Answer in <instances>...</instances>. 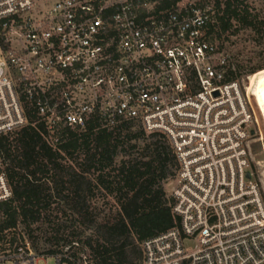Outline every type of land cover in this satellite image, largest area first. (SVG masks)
<instances>
[{
	"label": "built area",
	"instance_id": "obj_1",
	"mask_svg": "<svg viewBox=\"0 0 264 264\" xmlns=\"http://www.w3.org/2000/svg\"><path fill=\"white\" fill-rule=\"evenodd\" d=\"M213 27L196 0H0V135L40 122L55 143L65 129L129 122L170 143L179 225L141 243V264H264L257 119ZM11 196L0 154V203ZM35 256L25 241L0 261Z\"/></svg>",
	"mask_w": 264,
	"mask_h": 264
},
{
	"label": "trees",
	"instance_id": "obj_2",
	"mask_svg": "<svg viewBox=\"0 0 264 264\" xmlns=\"http://www.w3.org/2000/svg\"><path fill=\"white\" fill-rule=\"evenodd\" d=\"M223 4L217 17L221 30L231 27L232 20L257 29V18L246 5L239 0ZM229 72L234 79V72ZM14 131L0 135L12 191L11 198L0 203L2 254L11 253L6 250L17 241L14 235L6 238L11 231L21 228L30 238L32 225L47 224L56 248L38 256H60L66 264L69 257L83 261L82 255L63 254L66 247L81 246L88 250L89 264H141V243L179 225L161 184L177 169L176 156L163 135H148L153 141L139 146L145 133L129 122L113 131L65 129L55 143L40 122L30 121ZM120 146L127 152L117 159ZM107 195L113 201H104L109 204L104 212L99 200Z\"/></svg>",
	"mask_w": 264,
	"mask_h": 264
},
{
	"label": "rangeland",
	"instance_id": "obj_3",
	"mask_svg": "<svg viewBox=\"0 0 264 264\" xmlns=\"http://www.w3.org/2000/svg\"><path fill=\"white\" fill-rule=\"evenodd\" d=\"M199 3H207L212 7L213 10V19L214 27L211 31V38L213 41L223 45L225 47V52L230 55L231 63L234 65V77L238 79L247 89L249 77L251 74L256 71L264 69V0H239L242 5H246L249 13L257 18L258 25L257 29H251L249 27H241L235 21H231L232 26L226 30H221L218 16L222 15V8L224 6L225 0H196ZM216 1L220 2V7H216ZM244 91V89H243ZM248 91V90H246ZM248 93V92H247ZM250 103L253 108L252 116L257 119V122L253 120L251 124L252 135L248 139L250 147V156H249V168L252 171L255 180L259 185L261 196L264 202V121L260 114V108L255 101L254 96L249 95ZM135 127H132V130H135ZM15 131H12L13 133ZM153 139L144 135V137L139 138L137 144L143 146L146 143L152 142ZM119 154L117 159L125 157L126 149H121V146L118 148ZM172 178V177H169ZM168 178V179H169ZM169 180L162 181V186L165 189V193L168 197L169 186L167 182ZM100 198L102 196H99ZM110 200L113 201L112 196H106L104 199L99 200V204H102L104 212H107L109 204H103L104 201ZM32 232L30 238L21 228L16 231H11L6 238L15 236L17 241L11 248L6 251L12 252L16 244H22L25 241H28L32 247L33 252L35 253L36 264H56L54 257L47 256L42 257L38 254L44 253L47 249H55L54 240H52V230L51 227L47 224H42L39 227L32 225ZM33 243V244H32ZM61 242H59L60 245ZM7 247V244H4ZM34 245V246H32ZM0 244V249H1ZM63 249L64 255H73L84 256V259L89 258L88 250L83 247L73 246L72 248ZM2 254V251H0ZM89 264V262H86ZM0 264H14L13 260L0 261ZM66 264V263H63ZM91 264V262H90Z\"/></svg>",
	"mask_w": 264,
	"mask_h": 264
},
{
	"label": "bare ground",
	"instance_id": "obj_4",
	"mask_svg": "<svg viewBox=\"0 0 264 264\" xmlns=\"http://www.w3.org/2000/svg\"><path fill=\"white\" fill-rule=\"evenodd\" d=\"M248 80L249 84L246 90L249 95L254 96L264 121V69L251 74Z\"/></svg>",
	"mask_w": 264,
	"mask_h": 264
},
{
	"label": "water",
	"instance_id": "obj_5",
	"mask_svg": "<svg viewBox=\"0 0 264 264\" xmlns=\"http://www.w3.org/2000/svg\"><path fill=\"white\" fill-rule=\"evenodd\" d=\"M246 176L249 177L250 176V173L249 171L246 172Z\"/></svg>",
	"mask_w": 264,
	"mask_h": 264
}]
</instances>
